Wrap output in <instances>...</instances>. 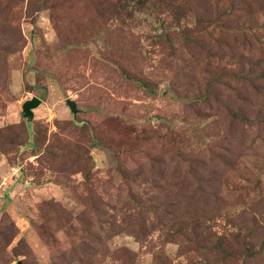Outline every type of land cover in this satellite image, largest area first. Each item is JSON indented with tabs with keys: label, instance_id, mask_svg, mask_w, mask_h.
I'll return each mask as SVG.
<instances>
[{
	"label": "rangeland",
	"instance_id": "1",
	"mask_svg": "<svg viewBox=\"0 0 264 264\" xmlns=\"http://www.w3.org/2000/svg\"><path fill=\"white\" fill-rule=\"evenodd\" d=\"M238 57L264 63V0H0V264H208L248 229L220 264H264Z\"/></svg>",
	"mask_w": 264,
	"mask_h": 264
},
{
	"label": "trees",
	"instance_id": "2",
	"mask_svg": "<svg viewBox=\"0 0 264 264\" xmlns=\"http://www.w3.org/2000/svg\"><path fill=\"white\" fill-rule=\"evenodd\" d=\"M242 57V56H240ZM243 58V57H242ZM241 58L238 57L237 62V67L236 69L228 72L230 73V79L231 80H236L239 84L247 86L252 90V92L260 94L262 90L260 91L258 89L259 85H264V63H261L259 60H246L247 64L242 62ZM245 64V68H243L242 64ZM223 72V75H227V73ZM208 80L207 81V89L209 90L211 88V83L212 82H217ZM142 87H146L143 83H140ZM147 88V87H146ZM149 89V88H148ZM207 96V95H206ZM201 101H204L206 99L205 95L199 97ZM244 100V98L242 99ZM236 112H233L230 121L232 123L236 121H241V122H247V124H264V114L261 109H258V111L255 114L254 118H257V120H254V118H251L246 115L240 114L241 110H235ZM140 227H144L143 224H140ZM145 229V228H141ZM253 237V230L248 229L247 233L242 237L243 239L241 240H236L234 243V248L231 247V245H228L225 241L226 237H217L216 241L209 243L208 245H204L202 243L199 244V250H203L208 252L212 257V261L210 260H205L206 263L208 264H220L221 260L226 261L230 259L231 261L236 260L237 254L235 250H241L244 247V251L246 252V247H248V243L252 241ZM231 250H233L231 252ZM223 254L222 259H219V255ZM246 261H251V260H256L259 259L260 257H256V254L253 253L251 250H248L247 255L245 254Z\"/></svg>",
	"mask_w": 264,
	"mask_h": 264
},
{
	"label": "water",
	"instance_id": "3",
	"mask_svg": "<svg viewBox=\"0 0 264 264\" xmlns=\"http://www.w3.org/2000/svg\"><path fill=\"white\" fill-rule=\"evenodd\" d=\"M40 103L41 101L37 98L25 101L22 105V116L29 119L32 118L33 114L31 110L37 108ZM66 104L74 115L78 112L75 103L72 100H67Z\"/></svg>",
	"mask_w": 264,
	"mask_h": 264
}]
</instances>
